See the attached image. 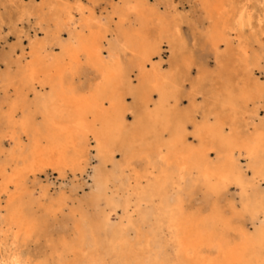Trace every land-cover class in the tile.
Returning a JSON list of instances; mask_svg holds the SVG:
<instances>
[{
    "label": "snow or ice",
    "instance_id": "1",
    "mask_svg": "<svg viewBox=\"0 0 264 264\" xmlns=\"http://www.w3.org/2000/svg\"><path fill=\"white\" fill-rule=\"evenodd\" d=\"M4 7L9 5L6 3ZM49 7L58 6L36 0L31 4L23 0L11 3L14 18H20L17 23L25 16L35 15L43 24L41 10ZM59 7L66 16L64 26L60 27L57 21L56 29H50L45 38H55L59 54L56 59L62 58L63 65L68 67L40 65L37 69L29 59L19 77L27 94L17 87L11 96L5 90L0 98L4 106L0 149L9 161L5 176L11 177L0 195L7 201L5 207L14 209V217L39 212L44 223L39 233L31 228L22 233L15 224L0 229V253H4L0 264H264V131L260 135L258 163L251 149L246 162H241L244 148L240 149L241 158L233 151L223 164L220 163L221 149H209L204 156L207 167L202 162L192 168V172L200 173L198 177L188 176L187 164L177 169L173 163L184 145L192 146L189 141L203 144L199 129L209 123L219 125L229 143H250L252 121L248 117L254 118L257 110H264V0H233L220 6L225 13L234 10L232 15L211 18L202 16L208 5H197L192 0L117 6L132 12L152 8L170 28L174 58L164 66L172 65L168 68L173 78L172 95L167 102L175 109L169 117L174 127L169 129L171 137L166 133L159 137V143L145 145L142 155H130L124 161L129 175L133 170L138 178L143 173V180L134 187L145 189L140 203L146 199L154 205L150 214L141 215L138 225L128 217L125 218L128 222L122 224L114 216L115 205L101 215L99 206H94L85 194L76 213L83 221V228L71 235L65 229V222L44 211L50 199L58 198L46 195L43 187L29 191L31 183L27 175L13 167L11 159L17 153L31 154L43 143L42 117H46V105L50 100L55 101L58 90L71 94L77 90L87 92L90 82L94 85L98 78L96 64H111L122 58L124 52L120 51L123 38L120 25L111 39L103 35L97 40L87 39V29L77 37L71 26L76 22L74 12L83 10L84 4L69 2ZM100 7L89 5V14L91 9L98 12ZM120 16L122 24L127 25L128 18L122 13ZM39 31L44 33V28L39 27ZM74 41H83L88 51L81 50L79 44L76 50L69 48ZM212 54L214 66L209 63ZM93 56L99 57L96 64ZM0 63L7 64V61ZM241 65L251 67L241 71ZM257 67L258 72L254 71ZM135 95V92L128 93L130 99ZM163 102L161 96L157 104ZM259 122L264 130V115L259 117ZM233 187L235 196L231 192ZM26 200L32 201L31 205H26ZM125 211L132 217L138 209L130 202ZM8 214L3 213L0 219ZM185 217H197L201 222L200 230L188 246L187 255L191 256L195 248L200 257L195 261L181 258L183 239L179 227H173L180 225ZM225 249L235 259L221 258Z\"/></svg>",
    "mask_w": 264,
    "mask_h": 264
},
{
    "label": "bare ground",
    "instance_id": "2",
    "mask_svg": "<svg viewBox=\"0 0 264 264\" xmlns=\"http://www.w3.org/2000/svg\"><path fill=\"white\" fill-rule=\"evenodd\" d=\"M200 1L208 5L204 13L209 18L234 13L232 9L225 13L220 7L231 4L233 0ZM23 2L26 3V0ZM69 2L84 4L83 10L74 12L76 22L71 26L77 37L87 29L89 32L87 39L97 40L101 35L105 39H111L113 32L120 25L119 31L123 36L120 40L122 46L120 51L124 52V56L111 64H96L99 57L93 56V62L99 69L95 84L90 82L87 92L77 90L71 94L67 90H58L55 101L50 100L46 105V117H42L44 120L43 143L38 144L31 154H15L11 163L19 172L27 175L31 183L29 191L43 187L46 195L58 198L50 199L44 211L65 222V229L70 235L75 234L76 229L83 228V221L77 218L76 213L79 211L77 205L85 194L89 196L94 206H99L101 215L115 205L113 213L116 219L123 224L128 222L125 219L128 217L132 223L138 225L140 216L149 215L154 205L146 199L140 203L143 199L141 193L145 189L134 187V185L143 180V173L141 172L139 178L136 170L129 175L124 161L130 155H142L145 145L149 142L159 143V137L165 136L166 133L169 137L172 135L169 129L174 125L169 117L175 109L171 103L167 102L168 97L172 95L173 78L168 74V68L172 65L169 64L168 68H165L164 64L174 57L171 52L170 28L166 23L161 22L160 13L152 8H140L132 12L117 6L163 4L161 0H155L154 3H150V0H40L38 3L55 4L58 7L41 10L43 24H40L35 15L25 16L19 23H26V27L24 24L20 32L17 28L19 24L17 20L20 18H14L11 10L12 0H0V31L4 25L9 24L12 33L15 31L13 34L18 41L7 52H0V62L7 61V64L0 63V90L4 93L7 90L9 94V87L14 88V93L19 87L21 93L27 94L23 81L19 77L22 76V70L28 66L29 59L32 60L33 67L37 69L40 65L68 67L63 65L62 58L56 59L59 54L56 51L55 38L46 39L45 37L50 29H56L57 21L60 27L64 26L66 16L59 5ZM102 2L106 5L103 8L100 7L98 12L95 8L91 9L90 15L88 6H102ZM6 3L9 5L8 8L4 7ZM31 3L32 0H29L28 4ZM121 13L128 18L127 25L122 24ZM82 14L83 23H81ZM31 17L34 18L33 25L29 22ZM132 18L135 19V23ZM96 20L100 23H94ZM39 27L44 28V33L39 31ZM77 44L81 50L88 51L83 41H74L73 45L68 47L76 50ZM209 63L212 66L215 65L214 54ZM250 67L251 65L240 66L241 71ZM254 71L258 72V67ZM105 72H107L106 77ZM245 74L247 75V72ZM133 84L135 88H132ZM129 92L136 93L134 99L129 98ZM161 96L164 97L165 102L158 105L157 101ZM256 98L258 99V89ZM262 115L264 110H257L254 118L248 117L252 121L249 127L250 143H229L221 127L209 123L199 129L203 144L196 145L193 141H189L188 143L192 146L184 145L180 149V156L173 158V163L177 169L187 164L188 176L198 177L200 173L192 172V168L204 162V156L208 150L215 148L221 149L219 154L221 164L230 159L233 151L237 158H241V148H244L241 162H246L251 149L258 163L260 135L264 131L259 122V117ZM3 119L4 106L0 101V124ZM245 127L248 125L245 124ZM3 132L4 129L0 127V137ZM0 143L3 141L0 140ZM8 162L0 149V190H3L6 187V181L11 179L10 176H5V165ZM204 166L207 167L206 162ZM50 173L59 174L60 184L56 186L55 193L50 190L54 185L49 181L48 184L41 181V176L49 177ZM231 192L235 196V187L231 189ZM60 200H63V203H60ZM130 202L138 209L136 215L132 217H129L128 212L125 211ZM6 203L7 201L0 195V216H3L5 212L9 213L7 217L0 219V229H7L15 224L22 233L29 228L37 233L43 230L44 223L39 212L23 218L14 217V209L6 208ZM24 203L31 205L32 201L26 200ZM164 208H168L166 201ZM93 210H96L95 207ZM173 227H179L180 236L183 239L184 248L181 258H190L193 261L199 259L195 248L192 249L191 256L187 255L189 243L201 228L199 218L185 217L180 225H173ZM116 230L119 231L120 227L117 226ZM131 243L129 241V244ZM3 257L4 253H0V258ZM113 258H119V256ZM221 258L235 259L227 249L221 253Z\"/></svg>",
    "mask_w": 264,
    "mask_h": 264
},
{
    "label": "rangeland",
    "instance_id": "3",
    "mask_svg": "<svg viewBox=\"0 0 264 264\" xmlns=\"http://www.w3.org/2000/svg\"><path fill=\"white\" fill-rule=\"evenodd\" d=\"M28 1L29 0H26V3H28ZM38 2H40V0H38ZM154 2H155V0H150V3H154ZM161 2L164 4V3H166V0H161ZM192 2L199 5L201 1L200 0H192ZM101 4H102L101 8H103L106 5L103 2ZM109 9H110V7H109ZM203 15H205L204 11L202 12V16ZM29 22L31 25H33L34 24V18L31 17ZM24 24L26 27V23H24ZM24 24H22V23L18 24L17 28H18L19 32L21 29L23 30ZM1 31H0V52H7L10 49V47L12 45L16 44L18 41H17V38H15V36L13 34V33H15V31L12 33L9 24L4 25ZM18 53H20V52H18ZM13 89L14 88L9 87V92H10L9 95L10 96L14 93ZM3 94H4V91L0 90V98H2ZM69 180H71V179H69ZM41 181L45 184H48V181H49V183L54 185L51 187L50 190L52 193H55L57 191L56 186L60 184L59 174L50 173L49 177H46L43 175V176H41ZM81 194H83V193L81 192Z\"/></svg>",
    "mask_w": 264,
    "mask_h": 264
}]
</instances>
